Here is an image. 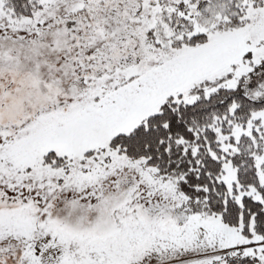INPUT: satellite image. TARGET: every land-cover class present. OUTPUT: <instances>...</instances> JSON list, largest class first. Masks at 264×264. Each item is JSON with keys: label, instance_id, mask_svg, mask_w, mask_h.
Returning <instances> with one entry per match:
<instances>
[{"label": "snow or ice", "instance_id": "obj_1", "mask_svg": "<svg viewBox=\"0 0 264 264\" xmlns=\"http://www.w3.org/2000/svg\"><path fill=\"white\" fill-rule=\"evenodd\" d=\"M0 264H264V0H0Z\"/></svg>", "mask_w": 264, "mask_h": 264}]
</instances>
